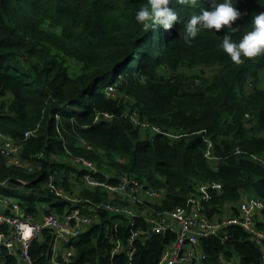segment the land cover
Wrapping results in <instances>:
<instances>
[{
	"label": "trees",
	"instance_id": "obj_1",
	"mask_svg": "<svg viewBox=\"0 0 264 264\" xmlns=\"http://www.w3.org/2000/svg\"><path fill=\"white\" fill-rule=\"evenodd\" d=\"M146 3L0 0V133L19 143L21 159L34 165L28 172L0 154V194L15 197L38 219L116 203L83 185L85 171L71 162L78 157L113 174L111 183L128 176L166 193L161 204L139 205L132 219L100 212L64 246L75 251L69 264H160L176 235L152 233L148 215L188 207L199 196L210 219L245 195L264 201V52L237 64L220 47L224 34L238 41L251 30L264 0H233L242 13L232 24L238 31L201 29L191 43L184 38L185 22L212 0H170L179 18L172 30L135 22ZM68 60L81 71L71 74ZM212 66L211 78L178 73ZM109 86L117 98L108 95ZM133 114L161 133L136 126ZM209 143L214 161L206 157ZM52 173L70 200L48 190ZM102 173L97 177L107 180ZM200 185H210L204 196ZM226 231L225 240H202L206 259L199 264H264L245 230ZM135 232L139 237L130 244ZM117 243L123 249L113 253ZM53 244L49 229L34 239V264H52ZM0 259L14 261L5 249Z\"/></svg>",
	"mask_w": 264,
	"mask_h": 264
},
{
	"label": "built area",
	"instance_id": "obj_2",
	"mask_svg": "<svg viewBox=\"0 0 264 264\" xmlns=\"http://www.w3.org/2000/svg\"><path fill=\"white\" fill-rule=\"evenodd\" d=\"M114 89V86H109L107 92L112 94ZM132 120L142 129L151 128L154 133H161L158 128L139 120L137 114H133ZM31 134V132L26 133V138ZM212 147V143H209L206 152V157L210 161L216 159L212 154ZM21 149L19 143L0 133V154L7 159V163L32 172L34 165L21 159ZM71 162L85 171L81 178L85 187L101 189L117 202L91 204L88 213L82 209H74L64 216L51 213L38 219L31 213L25 212L18 199L13 200V197L0 194V225L6 228L5 231L0 230V249L7 250L14 260L9 262L7 259H0V264H34L31 245L45 229L53 232L54 246H65L91 226L100 212L107 211L132 219L138 214L136 208L145 202L141 198L142 194H145L152 204H161L166 199L164 190L147 189L128 176H119L117 183H111L110 180L116 178L113 174L102 173L96 163L84 157L74 158ZM99 173L104 174L107 180L99 179L97 177ZM58 180L59 175L52 173L47 185L48 190L60 198L70 200L69 195L58 186ZM209 186L200 185L198 192L204 196ZM202 202V197H193L188 207H177L171 211L147 216L146 221L152 233L172 232L176 235L175 241L163 252L160 264L201 263L206 259L201 248L202 240L211 237L225 240L226 230L230 226H239L247 232L250 241L261 249L264 262V201L262 199L245 195L238 202L223 207L221 212L211 219L203 213ZM139 234L138 232L132 234L130 244L139 237ZM122 249V245L117 243L113 253H119ZM74 255L73 249L65 248L59 257H52V264H69Z\"/></svg>",
	"mask_w": 264,
	"mask_h": 264
},
{
	"label": "clouds",
	"instance_id": "obj_3",
	"mask_svg": "<svg viewBox=\"0 0 264 264\" xmlns=\"http://www.w3.org/2000/svg\"><path fill=\"white\" fill-rule=\"evenodd\" d=\"M169 4L170 0H147L145 5L136 10L135 22L144 29L162 26L165 30H172L179 18ZM241 15L233 0H212L209 8L202 9L185 22V41L191 43L201 29L220 30L223 26H229L231 31L236 32L239 26L232 27V24ZM251 23V30L245 32L238 41L228 34H224L220 41V47L234 63H242V56L255 57L264 52V12L256 13Z\"/></svg>",
	"mask_w": 264,
	"mask_h": 264
},
{
	"label": "rangeland",
	"instance_id": "obj_4",
	"mask_svg": "<svg viewBox=\"0 0 264 264\" xmlns=\"http://www.w3.org/2000/svg\"><path fill=\"white\" fill-rule=\"evenodd\" d=\"M67 65L69 66V70L71 74L79 73L81 71V65L76 60H68ZM159 73L167 78L171 76V72L160 70ZM178 73H182L184 75L190 76V75H197L201 78H211L216 73V67H198L195 69H188V68H181ZM262 83L261 86L264 87V73L262 75ZM107 92V91H106ZM108 93V92H107ZM109 94V93H108ZM109 96L117 98L119 95L114 89V92L112 94H109ZM176 137V136H174ZM70 163V160H68ZM78 187V186H76ZM16 199L13 197V200Z\"/></svg>",
	"mask_w": 264,
	"mask_h": 264
},
{
	"label": "crops",
	"instance_id": "obj_5",
	"mask_svg": "<svg viewBox=\"0 0 264 264\" xmlns=\"http://www.w3.org/2000/svg\"><path fill=\"white\" fill-rule=\"evenodd\" d=\"M110 197V196H109ZM111 199H113L112 197H110ZM141 198L143 199V200H145V201H147V202H149V200H148V198H147V196L145 195V194H142V196H141ZM44 215H42V217H43ZM64 246L63 245H57V246H54V244H53V256L55 257H59L62 253H63V251H64ZM53 257V258H54Z\"/></svg>",
	"mask_w": 264,
	"mask_h": 264
}]
</instances>
